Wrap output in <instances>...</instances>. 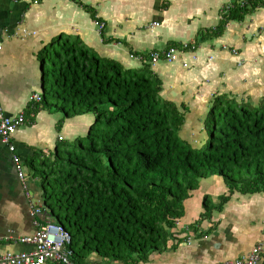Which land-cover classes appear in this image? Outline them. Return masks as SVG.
Masks as SVG:
<instances>
[{
    "label": "crops",
    "instance_id": "1",
    "mask_svg": "<svg viewBox=\"0 0 264 264\" xmlns=\"http://www.w3.org/2000/svg\"><path fill=\"white\" fill-rule=\"evenodd\" d=\"M244 1L0 0V110L10 119L24 117L12 143L27 176L25 182L19 180L12 156L0 141V254L28 251L16 239L32 236L36 223L47 217L30 214L43 204L44 195L41 178L28 165L39 167L60 143L59 137L76 139L93 122L91 115L66 118L54 103L31 101L42 92L44 50L68 41L126 70L140 71L143 62L131 55L161 52L171 44L194 45L197 60L184 57L187 68L164 62L149 66L162 82V98L187 109L185 125L204 124L216 98L252 106L264 99V7L226 22L219 35L200 38L205 30L218 28L224 7ZM83 7L95 11L99 22ZM226 193L218 177L201 181L184 203V216L171 231L167 249L140 264H219L244 258L256 246L264 256V193L234 194L221 212L200 219L204 197L216 205ZM85 264L120 263L90 255Z\"/></svg>",
    "mask_w": 264,
    "mask_h": 264
},
{
    "label": "trees",
    "instance_id": "2",
    "mask_svg": "<svg viewBox=\"0 0 264 264\" xmlns=\"http://www.w3.org/2000/svg\"><path fill=\"white\" fill-rule=\"evenodd\" d=\"M256 7L264 0L230 3L218 28L202 32L201 40ZM85 9L98 23L95 11ZM44 52L40 104L52 100L66 118L93 117L83 138L62 139L39 167L28 165L42 180L41 224L54 221L70 235L76 264L90 255L140 264L164 252L201 181L218 177L227 193L216 205L204 197L200 219L221 212L234 194L264 193V99L257 106L214 99L207 138L194 146L181 137L187 109L162 98V82L147 62L126 70L68 41Z\"/></svg>",
    "mask_w": 264,
    "mask_h": 264
},
{
    "label": "built area",
    "instance_id": "3",
    "mask_svg": "<svg viewBox=\"0 0 264 264\" xmlns=\"http://www.w3.org/2000/svg\"><path fill=\"white\" fill-rule=\"evenodd\" d=\"M21 1V0H14ZM38 2V0H34ZM242 4L245 3L241 2ZM230 5V4H229ZM227 5L225 8H228ZM157 24H152L150 28L156 27ZM101 26H99V31ZM2 46L0 44V51ZM188 56L189 60L195 62L197 60L196 47L189 43L180 44L179 48L170 47L161 52H150L147 55H131L130 58H136L140 62H147L149 65H156L159 62L168 64L180 63L183 68L188 67V63L184 57ZM147 57V58H146ZM31 101L34 103L41 102V95H32ZM24 124L22 115L15 119H10L3 115L0 110V141L5 145L12 156V162L16 174L21 182L27 179L25 167L22 164L19 156L16 154V149L12 143V137L16 130ZM62 137L58 141H62ZM44 208L39 206L31 211V216L41 215ZM36 231L32 236L20 237L16 242L28 246V251L15 254H0V264H76L73 261L71 251L72 239L70 235L56 222L48 221L44 225L36 223ZM1 240V239H0ZM262 247L256 246L244 258L234 261H226L219 264H260Z\"/></svg>",
    "mask_w": 264,
    "mask_h": 264
},
{
    "label": "rangeland",
    "instance_id": "4",
    "mask_svg": "<svg viewBox=\"0 0 264 264\" xmlns=\"http://www.w3.org/2000/svg\"><path fill=\"white\" fill-rule=\"evenodd\" d=\"M47 71V66L45 67V73ZM49 103H53L52 100H48ZM205 122V121H204ZM202 127H204V124H195L193 125L192 123L185 125L183 128V131L181 132V137L184 140H187L188 142L192 143L194 146L197 144H202L205 142L207 138V134L203 130ZM201 129V130H199ZM85 135V134H84ZM84 135H80L81 138L84 137ZM65 142L68 144H73L74 139H69V137H65ZM203 145V144H202Z\"/></svg>",
    "mask_w": 264,
    "mask_h": 264
},
{
    "label": "water",
    "instance_id": "5",
    "mask_svg": "<svg viewBox=\"0 0 264 264\" xmlns=\"http://www.w3.org/2000/svg\"><path fill=\"white\" fill-rule=\"evenodd\" d=\"M43 69H44V65H43V63H42V64L40 65V70L42 71ZM38 204H39V203H38ZM38 206L43 207V204L40 203V205H38ZM38 206H37V207H38Z\"/></svg>",
    "mask_w": 264,
    "mask_h": 264
}]
</instances>
